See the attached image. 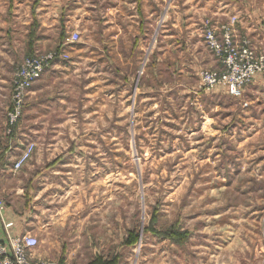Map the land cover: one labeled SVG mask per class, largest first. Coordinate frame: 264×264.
Returning a JSON list of instances; mask_svg holds the SVG:
<instances>
[{
	"label": "rangeland",
	"instance_id": "1",
	"mask_svg": "<svg viewBox=\"0 0 264 264\" xmlns=\"http://www.w3.org/2000/svg\"><path fill=\"white\" fill-rule=\"evenodd\" d=\"M34 1L36 45L23 49L31 19L20 18L18 60L65 55L39 78L42 96L33 93L37 81L29 88L8 135L14 70L0 129V141L17 143L9 171L23 189L21 207L34 206V252L55 264H144L143 250L164 239L191 261L204 246L218 249L215 238L194 234L225 222L235 231L239 221L250 237L238 259L230 243L226 264H264V80L239 98L218 86L195 93L199 70L218 66L202 37L203 23L214 22L209 5L141 0L142 19L130 17L134 0ZM29 143V158L14 170Z\"/></svg>",
	"mask_w": 264,
	"mask_h": 264
},
{
	"label": "crops",
	"instance_id": "2",
	"mask_svg": "<svg viewBox=\"0 0 264 264\" xmlns=\"http://www.w3.org/2000/svg\"><path fill=\"white\" fill-rule=\"evenodd\" d=\"M156 1V0H155ZM154 1V3H155ZM203 4L209 5L208 13L211 17H214L215 24H223L226 23L228 18L231 15H236L238 17L237 29L240 33H245L250 35V37L255 41H259L261 39V28L264 27V0H201ZM133 3H136V10L132 13L130 17H142V19H147V17L142 13L141 8V0H134ZM22 13V14H21ZM134 14V15H133ZM30 17L31 23H27V36L25 37L23 49L26 48L28 50H32L35 43L36 38V26L38 24V16L35 6V1L30 5L29 0H0V129L3 126L4 129V120L1 117L2 114V97H3V89L4 84L7 79L11 80L12 73L21 61L17 58V50L18 43L13 42V34L17 33L18 25L20 23V18L27 19ZM190 23V22H189ZM143 20H140L138 23V29L143 28ZM30 25V26H29ZM189 30H191V26H188ZM39 30V28H38ZM157 32V31H156ZM193 31L187 33L188 35L192 34ZM29 39V40H28ZM257 44V43H256ZM213 58V57H212ZM17 60V62H16ZM215 65L211 67H216ZM12 66L14 69L12 70ZM44 83L43 78L37 80L36 86L33 87V93L36 96H39L43 93L41 91L43 88L41 87ZM40 87V88H39ZM37 98V97H36ZM17 143H11V140L8 144L7 140L0 141V198L4 201L5 208L1 213L0 217V240L4 241L6 239V232L11 235H21L24 233H29L31 227L30 226V217L33 213V208L28 209L26 207H21L24 194H22L23 189L20 188L19 182L16 180L15 176H12L9 171V163L8 161L16 154L18 147H16ZM4 147V148H2ZM13 148V151H12ZM11 168V167H10ZM243 174L242 172L240 175ZM31 178V177H30ZM28 178V181L29 179ZM40 187V183L36 180L35 182ZM10 185V186H9ZM28 185H32L29 181ZM24 186V185H23ZM40 189V188H39ZM25 191V190H24ZM32 205H35V199L38 198L39 190L35 193ZM221 200V198H220ZM220 204V203H219ZM221 205V204H220ZM32 210V211H31ZM3 222H10L11 225L4 230ZM214 225V224H213ZM219 224L215 223L214 227H211L210 230H206L205 234H194L193 239L197 240V237L204 238V240L211 241L215 238L214 242H218V249L211 252V248L202 247L201 250H196L191 254L192 260L189 261V257H181L176 251L178 247H174L172 245H168V241H164V239H160L156 241L155 245L149 251H147V247L143 250L142 255L144 258L141 259V263L144 264H226V256L225 252L227 251V247L233 245L231 250V254L233 258L238 259V256L233 255L234 252H238L240 254V250L243 251L244 245L242 243V238H248L250 235L248 234V230L244 234L241 229V223L238 221L239 228L234 231V227L227 226L226 222L224 225L219 226ZM241 238V240L239 239ZM52 239V238H51ZM209 245V244H204ZM230 245V246H231ZM179 250V249H178ZM214 254L212 256V254ZM36 254L39 256H36ZM146 254L154 255V262L146 259ZM34 255L37 258L45 259L47 256L45 254L34 252ZM43 256V257H42ZM45 256V257H44ZM183 258V259H181ZM259 259V258H258ZM203 260V261H202ZM206 260V261H204Z\"/></svg>",
	"mask_w": 264,
	"mask_h": 264
},
{
	"label": "built area",
	"instance_id": "3",
	"mask_svg": "<svg viewBox=\"0 0 264 264\" xmlns=\"http://www.w3.org/2000/svg\"><path fill=\"white\" fill-rule=\"evenodd\" d=\"M238 17L231 15L226 23L215 24L210 20L203 23L202 33L205 46L218 63L214 68H203L197 73L198 84L195 93H207L222 87L234 98L243 95L244 88L256 78L264 80V27L261 28L259 46L250 35L237 29ZM73 36L77 37L74 33ZM65 54L59 50L33 54L25 57L15 70L12 80L10 105L6 113V133L13 135L22 117L27 91L43 72ZM247 105V103H243ZM33 144H26L16 158L13 169L20 168L29 158ZM4 204L0 199V217ZM11 224L7 223L5 227ZM0 240V264H55L48 259L34 256L38 239L28 233Z\"/></svg>",
	"mask_w": 264,
	"mask_h": 264
}]
</instances>
